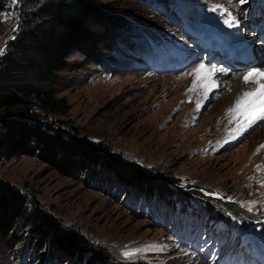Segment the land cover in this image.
I'll return each instance as SVG.
<instances>
[{"label":"rangeland","instance_id":"rangeland-1","mask_svg":"<svg viewBox=\"0 0 264 264\" xmlns=\"http://www.w3.org/2000/svg\"><path fill=\"white\" fill-rule=\"evenodd\" d=\"M98 1L114 21L86 25V38L66 57L57 86L69 105L56 117L74 126L79 137L108 146L113 157L137 162L159 190L197 197L184 211L192 221L195 214L207 215L200 209L206 201L236 214L242 224L217 220L224 234L212 229L207 237L189 234L186 227L175 230L157 212L172 223L179 200L166 197L142 205L126 194L127 186L117 189L112 173L59 167L44 155L19 154L0 162V176L20 187L32 207L38 202L80 230L86 245L78 256L53 254L46 237L34 243L38 235L22 215L13 235L0 233V264H22L24 247V264H40L48 255L58 264H87L96 252L105 258L94 264H264L244 253L250 251L248 234L264 252V116L250 121L256 113L250 118L243 93L239 99L233 93L240 69L221 67L227 74L213 89L210 80L195 75L204 55L192 47L196 36L188 40L193 31L198 36L197 31H219L231 18L248 24L244 13L258 2L264 9V0ZM20 2L0 0V47L17 27ZM188 10H194L192 19L184 14ZM263 66L264 60L257 62ZM152 209L156 213L149 216Z\"/></svg>","mask_w":264,"mask_h":264},{"label":"trees","instance_id":"trees-1","mask_svg":"<svg viewBox=\"0 0 264 264\" xmlns=\"http://www.w3.org/2000/svg\"><path fill=\"white\" fill-rule=\"evenodd\" d=\"M20 1L17 27L0 51V162L19 154L37 153L49 157L59 167L61 164L79 170L93 167L98 174L112 173L119 180L117 189L127 186L126 194L132 195L130 199L135 202L141 201L144 205L168 197L174 202L179 200L183 212L190 199L197 197L182 191L172 196L159 190L160 184H154L137 162L113 157L108 146L79 137L74 126L56 117L65 114L69 105L58 94L57 86L61 72L67 67L66 57L86 38V25L105 19L114 21L103 3L98 0ZM135 25L140 31H147L140 24ZM200 203V209L208 212L207 221L234 215L206 201ZM159 206L158 210L165 208V205ZM28 207H31L29 211ZM151 213L156 210L152 209L148 215ZM158 213L162 218L165 216L163 212ZM22 215H26L30 230L38 235L34 243L39 236L46 237L52 253L54 250L66 258L82 253L86 241L80 230L63 224L38 202L32 207L20 187L0 176V233L13 235L18 225L16 218ZM194 217L200 219L202 215ZM212 224L206 225L211 228ZM25 253L24 247L18 258L22 264ZM91 254L87 264H94L103 255ZM40 264L58 263L48 255Z\"/></svg>","mask_w":264,"mask_h":264},{"label":"bare ground","instance_id":"bare-ground-1","mask_svg":"<svg viewBox=\"0 0 264 264\" xmlns=\"http://www.w3.org/2000/svg\"><path fill=\"white\" fill-rule=\"evenodd\" d=\"M188 12L190 15L188 13L187 14L192 19L193 17L191 15H193L194 10H188ZM246 21H249V19H246ZM238 22L239 21L232 20L229 22V24L228 22L225 23V27L218 26L219 31L209 34L207 33L208 38L205 44L202 46L206 54L199 49V40L196 42L195 46H192L195 47L196 51H200L202 55H204L205 61V63H202V66H200L198 69L200 72H196L195 75H198V77L202 78V80H210L213 83V89L218 88L219 82L221 80L223 81L224 75L227 74V70L221 67H239L243 72L239 73L240 76L234 80V84L231 85V88L238 99L239 95L243 93L244 98L242 99L241 103L247 104L248 107L252 109L253 113L250 114V118H252V116L255 115L254 113H256L255 117L249 119L251 121L256 119L257 116L258 118L260 116L262 117V115L264 116V66L259 68L257 67V62L264 59H256V57L262 58L264 56V45L258 44L256 38H254L256 35H252L254 34L253 32H249V36L252 37L253 41L249 37H245L240 28L246 27L247 24L244 23L242 27ZM233 30L239 35L240 40L235 43L230 40L222 39L221 35L223 36L224 33L227 34ZM250 49H253V51L256 52L259 51V54L256 53L253 59L245 58L246 51ZM216 51L219 52L218 56L215 55ZM209 62L213 63L214 65L208 64ZM200 73L201 75L199 76ZM242 81L244 84L245 82H248V87L244 85L243 88L241 83Z\"/></svg>","mask_w":264,"mask_h":264},{"label":"water","instance_id":"water-1","mask_svg":"<svg viewBox=\"0 0 264 264\" xmlns=\"http://www.w3.org/2000/svg\"><path fill=\"white\" fill-rule=\"evenodd\" d=\"M9 35H10V34H7L6 38L4 39V41H3V43H2V46H1L0 50H2V49L4 48L5 43H6L7 39H8V37H9Z\"/></svg>","mask_w":264,"mask_h":264}]
</instances>
